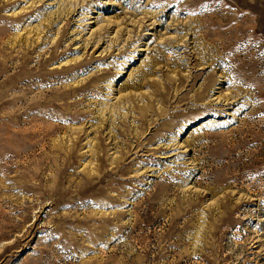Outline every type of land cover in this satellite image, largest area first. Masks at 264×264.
<instances>
[{
  "label": "rangeland",
  "instance_id": "374dc122",
  "mask_svg": "<svg viewBox=\"0 0 264 264\" xmlns=\"http://www.w3.org/2000/svg\"><path fill=\"white\" fill-rule=\"evenodd\" d=\"M0 264H264V0H0Z\"/></svg>",
  "mask_w": 264,
  "mask_h": 264
}]
</instances>
